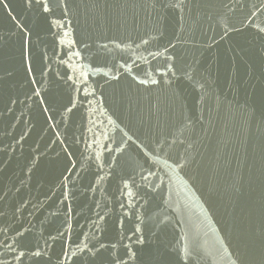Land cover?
<instances>
[{
  "label": "water",
  "instance_id": "obj_1",
  "mask_svg": "<svg viewBox=\"0 0 264 264\" xmlns=\"http://www.w3.org/2000/svg\"><path fill=\"white\" fill-rule=\"evenodd\" d=\"M47 3L0 0V264H264V0Z\"/></svg>",
  "mask_w": 264,
  "mask_h": 264
},
{
  "label": "snow or ice",
  "instance_id": "obj_2",
  "mask_svg": "<svg viewBox=\"0 0 264 264\" xmlns=\"http://www.w3.org/2000/svg\"><path fill=\"white\" fill-rule=\"evenodd\" d=\"M29 2H31V0H29ZM37 2L39 3V2H41V0H37ZM62 2H63V0H61V3H62ZM181 2H182V0H181ZM177 6H179V5H177ZM43 10H44L45 12L50 11V9H49V7H48L47 0H43ZM253 15H255V13H253ZM259 31L264 32V27H261V28L259 29ZM118 47H119V45H118ZM144 82H146V81H144ZM151 83L154 84V83H156V81H155V80H152ZM101 247H103V245H101ZM34 255L39 256V255H41V253H40L39 251H36V252L34 253ZM17 259H19V257H17Z\"/></svg>",
  "mask_w": 264,
  "mask_h": 264
}]
</instances>
